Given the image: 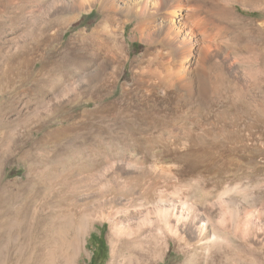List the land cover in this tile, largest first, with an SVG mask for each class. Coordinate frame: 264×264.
I'll return each mask as SVG.
<instances>
[{"label":"rangeland","instance_id":"1","mask_svg":"<svg viewBox=\"0 0 264 264\" xmlns=\"http://www.w3.org/2000/svg\"><path fill=\"white\" fill-rule=\"evenodd\" d=\"M58 1L0 0V264H264V73L250 76L241 62L225 92L173 110L140 106L126 92L145 51L133 26L127 63L86 71L110 55L103 28L113 33L116 22L97 30L98 6L68 12ZM236 1V15L264 22V0ZM135 178L143 194L191 191L225 219L219 244L204 253L155 226L130 230L143 212L114 200ZM224 201L238 208L239 229ZM245 212L255 215L252 237Z\"/></svg>","mask_w":264,"mask_h":264},{"label":"bare ground","instance_id":"2","mask_svg":"<svg viewBox=\"0 0 264 264\" xmlns=\"http://www.w3.org/2000/svg\"><path fill=\"white\" fill-rule=\"evenodd\" d=\"M244 1L260 7L257 0ZM235 2L237 1L60 0L55 7L68 12H89L98 6L104 17L97 30L103 28V24L116 22L113 33L106 31V28L102 29L108 37L110 55H101L86 71H97L104 67V62L105 65L112 66L113 71H117L122 63H127L131 49L126 35L128 26L132 25L131 40L140 41L145 51L140 58L134 60L136 80L131 87L126 88V92L129 97L138 92L140 96L133 98L140 106L154 104L156 107L164 106L173 110L181 107L182 102L187 106L191 102L203 101L206 92L211 90L218 94L227 91L225 83L230 78V71L241 69L243 63L249 67L250 76H261L264 73V22L236 15L233 9ZM98 33L103 35L101 31ZM86 42L83 39L80 43L82 51H86ZM240 50L247 51L248 54L237 56ZM232 55H235V63L238 65L233 69L231 66L234 65L230 63ZM113 83L114 81L109 85L112 86ZM248 138L249 144L246 143L248 145L245 146L251 147L254 138ZM126 171L129 174L142 173L134 166ZM161 174L168 181L177 177L172 169H161ZM119 188L120 193L125 196H117L114 201H118L127 210L139 209L143 212L138 223L130 226V230L138 231L145 226H155L158 232L173 237L177 242L188 244L191 240L204 253L210 252L219 244L220 232L226 225L225 219L221 218L220 222H216L210 207L192 202L191 191L171 185L168 190L167 187L151 188L143 194L137 178L123 182ZM225 192L220 193H228ZM225 206L232 209L233 228L239 229L240 212L235 203L224 201L220 210ZM245 213L246 227L243 231L248 237H252L255 215Z\"/></svg>","mask_w":264,"mask_h":264}]
</instances>
